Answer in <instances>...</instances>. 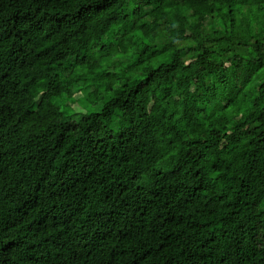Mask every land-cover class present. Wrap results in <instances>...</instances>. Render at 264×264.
Masks as SVG:
<instances>
[{
	"label": "trees",
	"instance_id": "obj_1",
	"mask_svg": "<svg viewBox=\"0 0 264 264\" xmlns=\"http://www.w3.org/2000/svg\"><path fill=\"white\" fill-rule=\"evenodd\" d=\"M0 264H264V0H0Z\"/></svg>",
	"mask_w": 264,
	"mask_h": 264
}]
</instances>
